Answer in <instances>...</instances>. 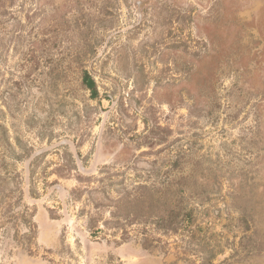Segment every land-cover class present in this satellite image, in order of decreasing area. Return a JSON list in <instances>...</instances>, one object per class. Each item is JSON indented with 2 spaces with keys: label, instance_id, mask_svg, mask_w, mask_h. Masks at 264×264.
Instances as JSON below:
<instances>
[{
  "label": "rangeland",
  "instance_id": "1",
  "mask_svg": "<svg viewBox=\"0 0 264 264\" xmlns=\"http://www.w3.org/2000/svg\"><path fill=\"white\" fill-rule=\"evenodd\" d=\"M0 264H264V0H0Z\"/></svg>",
  "mask_w": 264,
  "mask_h": 264
},
{
  "label": "trees",
  "instance_id": "2",
  "mask_svg": "<svg viewBox=\"0 0 264 264\" xmlns=\"http://www.w3.org/2000/svg\"><path fill=\"white\" fill-rule=\"evenodd\" d=\"M84 79L86 81V85L87 88L90 89L92 92H95V87H94V82L92 79H90L86 74L84 75ZM144 188V187H142ZM111 213V212H110ZM116 214L113 212V214L111 215L112 217L115 216ZM130 217H125L126 219H128L129 222L132 221H140V222H145L148 218V216L141 214L139 211H137L135 214H129ZM177 215L178 213H172L170 212L168 215H166L167 218H165L164 216L161 215H155L156 216V224L161 225V222H165L168 221L165 225L163 224V231L164 232H174L176 231L177 227H178V223H179V219H177ZM187 215V214H185ZM139 217V218H137ZM150 217V216H149ZM89 221L91 222V227L94 228L93 232H97V230H100L101 228L98 226H94V223L98 224V221L96 218L90 216ZM93 223V224H92ZM103 224L106 223V221H102Z\"/></svg>",
  "mask_w": 264,
  "mask_h": 264
}]
</instances>
